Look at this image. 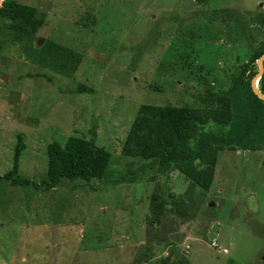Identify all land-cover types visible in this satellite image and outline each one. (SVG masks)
Masks as SVG:
<instances>
[{"label": "rangeland", "instance_id": "obj_1", "mask_svg": "<svg viewBox=\"0 0 264 264\" xmlns=\"http://www.w3.org/2000/svg\"><path fill=\"white\" fill-rule=\"evenodd\" d=\"M16 1L43 25L29 38L0 22V175L21 134L19 175L38 186L0 182V264H159L180 252L190 264H264V151H220L207 191L122 154L141 104L200 106L207 86L232 83L264 40V0ZM48 39L81 53L73 76L38 63ZM71 134L111 153L108 181L45 189V147ZM168 193L167 207L150 205Z\"/></svg>", "mask_w": 264, "mask_h": 264}, {"label": "trees", "instance_id": "obj_2", "mask_svg": "<svg viewBox=\"0 0 264 264\" xmlns=\"http://www.w3.org/2000/svg\"><path fill=\"white\" fill-rule=\"evenodd\" d=\"M213 13L220 14L223 20L240 22L239 14L232 8L215 9ZM262 19L264 25V17ZM0 22H5L6 28L17 36L32 38L43 25V18L38 16L33 6L16 0H2ZM174 52L177 54V51ZM263 53L264 40H260L251 49L248 59L240 65L238 75L228 87L216 90L212 86L206 87L196 100L201 101L200 106L141 104L124 140L122 154L149 161V166H156L160 172L175 169L193 185L207 191L214 178L220 151H264V101L252 92L250 86L252 77L258 71L256 59ZM37 54L39 64L66 77L73 76L82 62L81 53L49 39L40 46ZM171 57L167 55V58ZM257 87L264 94V59ZM76 91L93 90L79 84ZM23 147L21 134H18L11 167L0 175V182L36 187L38 184L19 175ZM45 153L46 173L41 181L45 189L59 185L63 179L83 183L108 181L111 153L97 145L92 137L88 139L71 134L63 144L49 142ZM126 177L122 175L114 183L124 182ZM174 197L172 193L162 198L152 195L150 205L159 210L167 207ZM159 264L190 263L180 252L178 257L172 259L167 256Z\"/></svg>", "mask_w": 264, "mask_h": 264}, {"label": "water", "instance_id": "obj_3", "mask_svg": "<svg viewBox=\"0 0 264 264\" xmlns=\"http://www.w3.org/2000/svg\"><path fill=\"white\" fill-rule=\"evenodd\" d=\"M263 59H264V53L262 55H260L257 59H256V66L258 68L257 73L252 77L251 81H250V86H251V90L252 92L262 101H264V94L262 92H260L258 90L257 87V82L259 80V78L261 77L262 73H263ZM211 205H213V203H211ZM216 231H217V225L215 224L214 226H212V229L210 230L209 233V239L212 240L215 235H216Z\"/></svg>", "mask_w": 264, "mask_h": 264}, {"label": "built area", "instance_id": "obj_4", "mask_svg": "<svg viewBox=\"0 0 264 264\" xmlns=\"http://www.w3.org/2000/svg\"><path fill=\"white\" fill-rule=\"evenodd\" d=\"M226 250L224 249L223 252H225Z\"/></svg>", "mask_w": 264, "mask_h": 264}]
</instances>
